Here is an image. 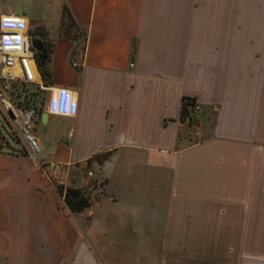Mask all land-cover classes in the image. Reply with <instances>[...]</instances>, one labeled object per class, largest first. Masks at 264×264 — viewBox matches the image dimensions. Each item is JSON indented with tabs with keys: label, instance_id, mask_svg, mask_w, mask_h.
<instances>
[{
	"label": "crops",
	"instance_id": "crops-1",
	"mask_svg": "<svg viewBox=\"0 0 264 264\" xmlns=\"http://www.w3.org/2000/svg\"><path fill=\"white\" fill-rule=\"evenodd\" d=\"M43 1L25 21L79 31L36 35L46 151L0 149V264H264V0ZM82 166L105 181L73 212L54 183Z\"/></svg>",
	"mask_w": 264,
	"mask_h": 264
},
{
	"label": "built area",
	"instance_id": "built-area-1",
	"mask_svg": "<svg viewBox=\"0 0 264 264\" xmlns=\"http://www.w3.org/2000/svg\"><path fill=\"white\" fill-rule=\"evenodd\" d=\"M4 2L5 0H0V101L4 103L10 116L24 135L30 154L38 159L40 146L32 129L40 115L36 113L33 106H25L24 102L19 104L13 97L17 93L18 85L28 82L32 70L39 67V49L32 43L37 34L30 30L29 20L25 21L23 13H15ZM184 102V119L198 121L202 114L201 104L194 98L185 99ZM47 107L49 111L59 114H75L77 112L76 103L68 95H62L60 98L50 97ZM86 176L85 182L80 187L93 202L98 192L101 191L105 178L103 175L94 174L91 168L86 169ZM91 213L92 211H89V215Z\"/></svg>",
	"mask_w": 264,
	"mask_h": 264
},
{
	"label": "rangeland",
	"instance_id": "rangeland-1",
	"mask_svg": "<svg viewBox=\"0 0 264 264\" xmlns=\"http://www.w3.org/2000/svg\"><path fill=\"white\" fill-rule=\"evenodd\" d=\"M5 5L15 8L18 12L26 11L29 15L34 18L43 19L45 14L49 9V5H47L43 0H5ZM26 15V13H24ZM75 22L71 20L70 16L64 13L63 18L60 23L55 25L49 22L38 23V21L33 20L32 23L29 24L31 31L38 35H43L48 37L51 29L55 27V30L60 29L62 31H72L78 30L75 26ZM20 90L17 94H14L13 97L17 100H23L25 106H33L36 110V113L40 115L44 110L46 94L41 86L26 82L18 87ZM40 127L39 122L33 127L32 131L38 129ZM34 134V133H33ZM0 149L9 150L13 152H28L29 146L28 143L20 131L17 123L10 116L7 108L4 103L0 101ZM45 149H42L38 152L39 158L45 157ZM52 152V150H48ZM84 166V165H83ZM82 167H76L71 169L70 179L71 182L68 185L64 186L59 182H55V186L58 191L62 188V191L65 190L67 186H76L79 185V182H76V178L81 176L83 173ZM74 183V184H72ZM77 183V184H75ZM80 187V186H79ZM97 198V196H96ZM94 201V200H93Z\"/></svg>",
	"mask_w": 264,
	"mask_h": 264
},
{
	"label": "trees",
	"instance_id": "trees-1",
	"mask_svg": "<svg viewBox=\"0 0 264 264\" xmlns=\"http://www.w3.org/2000/svg\"><path fill=\"white\" fill-rule=\"evenodd\" d=\"M45 60H40L38 57V65L43 74H45ZM26 82H23L18 85V87ZM17 87V93L19 92V88ZM16 93V94H17ZM189 97H183L182 102V108H181V117L184 118L185 116V99H188ZM19 104L23 103V100H17ZM101 159V156L99 157ZM60 192L63 194L64 199L66 203L68 204L69 208L73 212H79L85 207L89 206L92 201L84 194V191L81 187L78 186H67L64 191H62V188L60 189Z\"/></svg>",
	"mask_w": 264,
	"mask_h": 264
},
{
	"label": "water",
	"instance_id": "water-1",
	"mask_svg": "<svg viewBox=\"0 0 264 264\" xmlns=\"http://www.w3.org/2000/svg\"><path fill=\"white\" fill-rule=\"evenodd\" d=\"M32 43L35 47H37L39 49V53H38L39 59L44 60L45 57L47 56V52H46L45 44H44L42 38L36 37L32 40ZM43 117H45V114L43 115Z\"/></svg>",
	"mask_w": 264,
	"mask_h": 264
},
{
	"label": "flooded vegetation",
	"instance_id": "flooded-vegetation-1",
	"mask_svg": "<svg viewBox=\"0 0 264 264\" xmlns=\"http://www.w3.org/2000/svg\"><path fill=\"white\" fill-rule=\"evenodd\" d=\"M24 13H25V11H23ZM30 27V26H29ZM30 30H31V28H30Z\"/></svg>",
	"mask_w": 264,
	"mask_h": 264
},
{
	"label": "bare ground",
	"instance_id": "bare-ground-1",
	"mask_svg": "<svg viewBox=\"0 0 264 264\" xmlns=\"http://www.w3.org/2000/svg\"><path fill=\"white\" fill-rule=\"evenodd\" d=\"M27 20V19H26ZM34 79V78H33ZM39 79V78H38ZM58 94V93H57Z\"/></svg>",
	"mask_w": 264,
	"mask_h": 264
}]
</instances>
